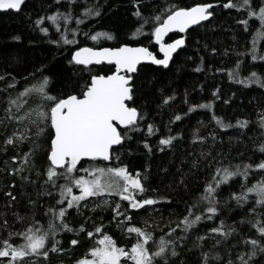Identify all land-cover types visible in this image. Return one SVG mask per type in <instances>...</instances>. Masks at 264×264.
Wrapping results in <instances>:
<instances>
[{"label": "snow or ice", "instance_id": "obj_1", "mask_svg": "<svg viewBox=\"0 0 264 264\" xmlns=\"http://www.w3.org/2000/svg\"><path fill=\"white\" fill-rule=\"evenodd\" d=\"M25 3L26 0H0V12L19 13ZM75 6L76 0H68V11L38 17L35 28L44 36L49 34L46 23L55 28L58 39H51L49 43L57 48L67 46L63 50L68 52L70 58L65 59L72 68L73 75L79 79L69 81V90L52 94L51 77L44 75L47 66L41 65L22 77L19 82L23 84L22 88L15 77L12 78L14 83L9 84L8 88L15 95L12 92H8L7 96L0 94V127L4 130L0 138L2 150L7 153V146L19 149L25 143L29 145L27 152L21 155L17 151L15 156L10 157L13 163L19 161V166L12 167L9 175L19 176L21 181L34 184L35 181L23 173L35 171L37 177H44L41 187L50 197L41 219L33 217L31 222L26 223L23 217L17 216L16 219L24 225L20 229L9 225L7 219L0 223V264H41L40 257L48 261L50 253L64 252L57 235L77 231L69 227L67 222V217L71 214L69 210L79 212L82 207L87 208L89 203H94V208L91 209L93 212L96 209H110L113 213L111 222H115L117 227H123L132 242L130 246L118 245L103 231V222L92 231L81 225L79 232H86L87 237L94 242L75 264H188L186 259H182L186 255V249L188 253L199 250L196 264H216L218 261L224 264L220 248L227 244L229 237L236 239V226L226 225L221 220L218 226L209 227L205 235L197 234L191 249H188L187 241L191 240L193 232H199L197 225L218 217L221 213V186L229 184L230 179L237 176L242 177L245 182L240 185L239 192H231L228 200L223 203L228 205V201H235V206L241 209L248 205L239 224L247 225L249 230L237 239L236 245L231 246V251H235L242 244L244 250L236 252L234 259L229 256L227 264H264V159L258 163L233 166L231 163H223L225 157L221 153L211 159L210 152L201 151L199 155L188 153L191 158L189 172H199L204 166L208 169L214 167V171L206 179L203 190L190 203H186L185 214L177 218L175 227H171L170 223L168 231L157 238L146 222L144 227L132 225V213L149 211L161 201H170L166 197L157 199L144 195L148 191L146 184L150 179L147 168L133 174L126 165L120 163L121 158L117 154L127 141L133 139L130 133H141L144 149L148 153L154 152L148 137L155 135L157 130L148 122V113L137 106L136 79L146 65L168 69L170 61H174V53L178 56V50L185 46L184 37L171 42H167L165 37L173 32L185 33L191 26L209 21L214 18L217 7L235 10L242 17L237 20V24L243 26L246 35L252 36L251 48L248 49L251 60L264 62V43L257 50V44L264 40V0H199L191 6L168 0L165 4L158 5L149 16L144 15L143 0H133V15L142 23L128 40H135L137 35H146L149 45L155 46L156 51L139 41L137 46H131L129 42L113 47L80 46L78 33H82L86 40L96 43H99L101 37L108 41L117 37L107 31L83 32L79 26L85 20L100 17L101 11L99 7L90 6L85 7L80 15H75ZM70 21H74L77 27L72 28ZM257 21L259 27L253 32ZM145 25L150 26L147 33L144 32ZM13 39L18 41L20 37L15 36ZM102 64H107L114 70L110 74H99L88 67ZM241 65L238 58L235 68L228 70L229 78L245 87L255 83L264 88V78L255 71L250 72L247 77L238 78ZM196 71L200 69L197 68ZM85 72L88 73L87 78L82 75ZM3 79L0 76V80ZM80 79L84 80L83 84L79 82ZM33 81L36 82L32 83ZM218 92L219 89L212 92L216 99H219ZM173 99L171 96L164 97L158 106L169 105ZM33 103H36V107H32ZM185 103L189 104L187 112L182 115L174 114L169 124L183 123L197 109L213 107L212 101L191 104L186 99ZM224 103L228 101L225 100ZM211 120L220 129L233 127L232 124L224 123L215 112L212 113ZM248 123L237 120L236 126L243 128ZM259 123L264 128V111L260 114ZM145 125L147 135H143ZM168 131L171 133L172 129L168 128ZM211 138L215 141L216 134L212 133ZM174 141L179 142L177 136L161 134L158 140L159 150L174 147ZM190 142L193 146L197 143L204 144L207 138L196 128ZM257 150L264 154V142H261ZM40 155L45 158L42 170L37 169L35 164ZM5 167L7 169V161ZM250 175L261 178L249 184ZM179 183L187 188L183 175ZM6 195L13 201L16 199L10 192ZM29 203L35 205L36 202L30 200ZM41 220H46V225ZM4 232H7V236L3 235ZM210 239L214 243L207 247ZM78 243V238L70 240L72 246Z\"/></svg>", "mask_w": 264, "mask_h": 264}, {"label": "trees", "instance_id": "obj_2", "mask_svg": "<svg viewBox=\"0 0 264 264\" xmlns=\"http://www.w3.org/2000/svg\"><path fill=\"white\" fill-rule=\"evenodd\" d=\"M166 2L168 0H143L144 15H151L158 5ZM172 2L191 6L199 0H172ZM90 6L99 7L101 16L85 20V23L79 26L80 29L83 32L107 31L114 34L117 39L108 41L101 37L99 43H96L86 40L82 33H78L80 46L113 47L119 46L122 42L137 46V41L140 44L149 45L146 35H137L135 40H128L131 33L142 23L133 15L135 11L133 0H76L75 15H80L85 7ZM22 8L23 10L19 13L13 11L0 13V76L4 77L0 80V94L7 96L8 92H12L15 95V92L8 88L9 84L14 83L12 78L15 77V81L19 83L22 77L28 75V72L34 71L41 65L47 66L44 75L51 77L52 94L69 90V81L75 82L79 77L73 75V70L65 59V57L70 58L68 52L63 50L67 46L57 48L56 45L49 43L51 39H58V33L49 23L45 24L49 27L48 36H44L38 28H35L38 17L57 11L61 13L68 11V0H59V2L58 0H26ZM240 18L242 17L235 10L217 7L214 18L188 30L183 35L173 34L166 39L170 42L183 36L186 42L179 51V55H174V61H170L168 69L146 65L136 79L137 106L148 113V122L157 130L155 135L148 137L154 152L148 153L144 149L141 133H130L133 139L127 141L117 154L121 158L120 163L126 165L133 174L138 170L143 172L147 168L150 179L146 184L148 191L144 195L157 199L166 197L170 201L168 203L161 201L152 206L149 211L132 213L134 217L131 221L132 225L144 227L146 222L149 230L153 231L157 238L168 231L170 223L171 227H175L174 222L177 218L185 214L186 203H190L203 190L206 179L210 178L211 172L214 171V167L208 169L204 166L199 172L196 170L189 172L188 165L191 158L187 155L188 153L199 155L201 151L210 152L209 159L221 153L225 157L223 163H231L233 166L242 163H258L264 159V154L257 150L261 142H264V128L259 123L260 114L264 111V88L255 83L245 87L228 76V70L235 68L239 58L242 65L238 70L240 72L238 78L247 77L252 71L264 78V62L251 60L248 49L251 48L252 36L246 35L243 26L237 24ZM70 26L77 27L74 21H70ZM258 27L257 21L253 26V32ZM148 31L150 26L145 25L144 32ZM15 36H19L20 39L14 40ZM262 43L264 40L257 44L258 51ZM149 46L156 51L155 46ZM253 65L256 66L253 67ZM89 68L99 74H110L114 70L111 66L103 64ZM197 68L200 71H196ZM217 69H223V71H217ZM82 75L85 78L88 77L87 72ZM79 82L83 84L84 80L80 79ZM19 86L22 88L23 84L19 83ZM217 89H219V99L212 96V92ZM167 96L174 99L169 102V105L158 106ZM186 99L191 104L212 101L213 107L197 109L196 112L189 114L183 123L169 124L174 114L182 115L187 112L189 104L185 103ZM225 100L228 103H224ZM32 107H36V103H33ZM213 112L224 123L232 124L233 127L228 129L217 127L215 121L211 120ZM237 120L249 123L246 127L240 128L236 126ZM165 125L168 127L166 128ZM168 128L172 129L171 133ZM196 128L200 129V134L207 138V142L193 146L190 141L193 130ZM143 129V135H147L146 125ZM3 132V128L0 127V138ZM212 133L216 134L215 141L211 138ZM161 134L177 136L179 142L174 141V147L160 151L158 140ZM7 147L8 150L5 153L0 143V223L7 219L9 225L20 229L24 225L16 217H23L26 223L31 222L33 217L41 219L45 211L44 206L48 204L50 197L41 187L44 177H37L35 171L23 173L30 176L35 181L34 184L21 181L19 176L9 175L12 167L19 166V161L13 163L10 157L15 156L17 151L21 155L27 152L29 145L25 143L19 149ZM44 159V156L40 155L35 160L37 169L44 168ZM5 161H7V169ZM113 163L116 161L113 160ZM182 175L187 188L179 183ZM260 178V176L250 175L248 183H255ZM244 182L242 177L237 176L231 178L229 184L221 186V213L214 220H205L197 225L199 232L192 233L191 240L187 241L188 249L192 248V241H195L197 234L205 235L209 227L218 226L223 220L226 225L237 227L236 239L229 237L227 244L220 248L224 264H227L229 256L234 259L236 252L244 250L242 244L238 245L235 251H231V246L236 245L237 239L249 230L247 225L239 224L247 212L248 205L241 209L235 206V201H228V205L223 203L228 200L231 192H239L240 185ZM152 189L157 191L153 192ZM9 192L16 198L14 201L6 195ZM30 200L35 201V205L30 204ZM112 206L114 207L115 204L113 203ZM93 208L94 203H89L87 208L82 207L79 212L75 209L69 210L71 214L67 217V222L69 227L77 231L59 233L57 239L61 241L65 251L50 253L48 261L40 257L41 264H75V261L81 258L94 242L87 237L86 232H79L81 225H84L88 231H92L96 225L103 222V231L109 234L118 245L130 246L132 240L125 234L123 227H117L115 222H111L112 211L105 208L96 209L93 212L91 211ZM41 223L46 225V220H41ZM3 235L7 236V232ZM75 238L79 239V243L72 246L70 240ZM213 243L214 240H208L207 247ZM185 253L182 259H186L188 264H196L199 250L188 253L186 249Z\"/></svg>", "mask_w": 264, "mask_h": 264}, {"label": "water", "instance_id": "obj_3", "mask_svg": "<svg viewBox=\"0 0 264 264\" xmlns=\"http://www.w3.org/2000/svg\"><path fill=\"white\" fill-rule=\"evenodd\" d=\"M0 13H2V12H0ZM205 22H207V21L201 22V25H202L203 23H205ZM199 26H200V25H199ZM195 27H198V26H191L189 29L186 30V32H187L188 30L192 29V28H195ZM186 32H185V33H186ZM185 33H175V32H173V33H169V34L165 37V40H166L170 35H173V34L183 35V34H185ZM180 37H183V36H179V37H177V38H180ZM177 38H175V39H177ZM170 42H171V41H170ZM180 50H181V49H180ZM180 50H178V52H179ZM174 55H175V53H174ZM103 65L109 66V65H107V64H103ZM90 66H99V65H89L88 67H90ZM151 66H154V67H160V66H155V65H151ZM161 68H162V67H161Z\"/></svg>", "mask_w": 264, "mask_h": 264}]
</instances>
